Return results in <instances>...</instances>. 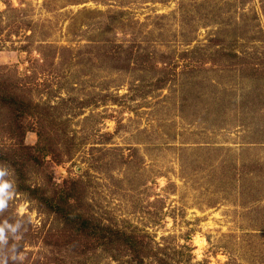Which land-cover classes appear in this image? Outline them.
I'll return each instance as SVG.
<instances>
[{"label": "rangeland", "instance_id": "obj_1", "mask_svg": "<svg viewBox=\"0 0 264 264\" xmlns=\"http://www.w3.org/2000/svg\"><path fill=\"white\" fill-rule=\"evenodd\" d=\"M3 91L24 99L0 103L15 189L18 168L55 197L76 181L143 264H264V0H0ZM17 192L8 264H139L121 241L62 238Z\"/></svg>", "mask_w": 264, "mask_h": 264}, {"label": "trees", "instance_id": "obj_2", "mask_svg": "<svg viewBox=\"0 0 264 264\" xmlns=\"http://www.w3.org/2000/svg\"><path fill=\"white\" fill-rule=\"evenodd\" d=\"M231 42L234 45L238 42V39H232ZM18 96L19 95L13 91H3L0 93V103L9 106L15 105L17 109L25 111L22 106V104H24V99H20ZM44 148L45 147H43V149ZM8 157L6 151L0 148V158L8 161L10 160ZM13 158L15 157L13 156ZM14 163H16V161ZM14 171L15 173L13 176L16 178V190L21 193L25 192L29 194L33 199L37 200L42 207L45 206L49 212L57 215V219L65 227L61 234L62 238L65 237L69 242H76L81 238H91L95 243L98 242V244H105L106 241L109 243L121 241L128 248H135L136 250L139 248L138 245H136L137 237L135 235L123 233L119 229L104 227L100 222H96L90 215H87L84 209H81L82 202L81 198L76 193L78 191L76 181L73 182L71 187L61 191L58 197H55L57 195L56 192L53 195H49L47 194L49 192L44 188L30 185L27 181L28 176L22 173L19 168ZM77 236H79V238ZM139 252L140 251L137 250L136 259L139 264H143V258Z\"/></svg>", "mask_w": 264, "mask_h": 264}, {"label": "clouds", "instance_id": "obj_3", "mask_svg": "<svg viewBox=\"0 0 264 264\" xmlns=\"http://www.w3.org/2000/svg\"><path fill=\"white\" fill-rule=\"evenodd\" d=\"M6 169L4 165H0V212H3L9 205V200H14L19 198V193L13 187L14 181L10 179H6ZM28 208V202L24 201L23 203L19 204L16 208V214L21 219L24 218ZM17 227H19V223L15 226L8 224L7 221H0V243H4L8 240V236H6L5 231L6 229L11 233H15ZM22 236L19 238L13 237L14 240L21 239ZM197 243H200L199 237H197ZM14 255L9 257L8 259H12L13 261L22 262L23 254L20 252H16L15 249L17 248V244L14 243L12 245ZM8 259L0 258V264H8Z\"/></svg>", "mask_w": 264, "mask_h": 264}]
</instances>
